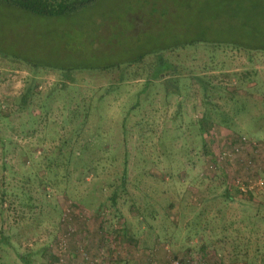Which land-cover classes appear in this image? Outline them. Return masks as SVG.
I'll return each mask as SVG.
<instances>
[{
    "label": "rangeland",
    "instance_id": "1",
    "mask_svg": "<svg viewBox=\"0 0 264 264\" xmlns=\"http://www.w3.org/2000/svg\"><path fill=\"white\" fill-rule=\"evenodd\" d=\"M238 46L264 0L0 3V264H264V51Z\"/></svg>",
    "mask_w": 264,
    "mask_h": 264
},
{
    "label": "trees",
    "instance_id": "2",
    "mask_svg": "<svg viewBox=\"0 0 264 264\" xmlns=\"http://www.w3.org/2000/svg\"><path fill=\"white\" fill-rule=\"evenodd\" d=\"M97 1L98 0H0V3L15 9H20L23 12L29 13L31 15H35L37 17L46 18V19H52V18L59 19L62 17L73 15L79 10L87 8L90 5L96 3ZM238 47L245 48L243 46H238ZM168 48L169 47L165 48L164 50ZM245 49L264 51V48H260V47H253L251 49L245 48ZM150 54H154V53H147V52L142 53L135 59V62H137L136 60H141L146 55H150ZM27 62L33 63L31 61H27ZM34 64L37 66H45L36 63ZM52 67L55 69L57 68L61 70L64 69L58 66H52ZM69 68L67 67L68 70H70ZM123 180L126 181L125 176L123 177ZM113 201L116 202V195L113 197ZM1 242L2 240L0 241V247L2 245ZM18 256L20 260H22L25 264L30 263V261L28 260L29 255H24L20 253Z\"/></svg>",
    "mask_w": 264,
    "mask_h": 264
},
{
    "label": "built area",
    "instance_id": "3",
    "mask_svg": "<svg viewBox=\"0 0 264 264\" xmlns=\"http://www.w3.org/2000/svg\"><path fill=\"white\" fill-rule=\"evenodd\" d=\"M258 184H259V186H262L263 185L262 182H260ZM172 264H191V263L188 262V261H186V262H180L179 260H175V261L172 262Z\"/></svg>",
    "mask_w": 264,
    "mask_h": 264
}]
</instances>
